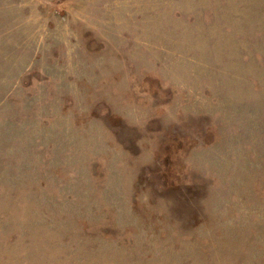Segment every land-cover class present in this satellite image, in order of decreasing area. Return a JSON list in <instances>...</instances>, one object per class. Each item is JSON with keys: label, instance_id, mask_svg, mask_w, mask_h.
I'll list each match as a JSON object with an SVG mask.
<instances>
[{"label": "rangeland", "instance_id": "374dc122", "mask_svg": "<svg viewBox=\"0 0 264 264\" xmlns=\"http://www.w3.org/2000/svg\"><path fill=\"white\" fill-rule=\"evenodd\" d=\"M0 264H264V0H0Z\"/></svg>", "mask_w": 264, "mask_h": 264}]
</instances>
